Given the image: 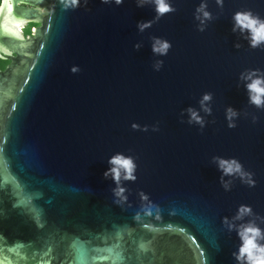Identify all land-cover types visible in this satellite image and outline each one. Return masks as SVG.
Masks as SVG:
<instances>
[{"label":"water","instance_id":"obj_1","mask_svg":"<svg viewBox=\"0 0 264 264\" xmlns=\"http://www.w3.org/2000/svg\"><path fill=\"white\" fill-rule=\"evenodd\" d=\"M169 2L176 11L141 33L137 22L155 12L136 0L67 8L62 0L2 1L0 58L10 64L0 70V260L236 264L240 241L222 218L247 205L254 215L244 222L264 229V110L248 103L239 81L246 69L264 72V46L232 32L237 11L264 18V0H223V8L207 0L213 19L203 32L194 19L201 0ZM6 14L27 24L49 19L26 44L3 23ZM151 37L170 42L167 55H153ZM208 92L203 129L186 113L181 122ZM229 106L239 113L234 128ZM117 153L136 166L134 180L121 179V196L103 175ZM214 156L238 161L255 186L228 176L226 191Z\"/></svg>","mask_w":264,"mask_h":264},{"label":"clouds","instance_id":"obj_2","mask_svg":"<svg viewBox=\"0 0 264 264\" xmlns=\"http://www.w3.org/2000/svg\"><path fill=\"white\" fill-rule=\"evenodd\" d=\"M104 3H111L113 0H103ZM64 6H76L78 0H62ZM114 3L119 6L123 3V0H114ZM218 7L223 8V0H216ZM137 7H145L151 5L154 7L155 16L153 20L137 22V29L143 33L146 29L151 27L153 21H158L165 14L175 12L176 9L171 5L169 0H136ZM207 0H201V3L195 9L194 19L198 21L197 30L200 32L205 31L208 21L213 19L212 14L207 10ZM232 32L239 33L240 36L247 40L251 48H260L264 46V18L254 15L251 11H237L232 16ZM151 49L153 55L165 56L168 50L171 48L170 42L159 38L151 37ZM141 44L137 43L134 47L138 50L141 48ZM236 48L241 47L239 43L234 45ZM163 60L157 59L154 61L152 67L155 71H160L163 67ZM71 71L73 73L78 72L79 68L74 66ZM239 81L243 82V86L246 90L248 97V103L255 106L257 109L264 110V72L260 69H246L239 75ZM213 99L212 93H204L202 98L198 101L199 110L189 106L182 110L180 113L181 122L185 113L188 116V124H199L201 129L205 126V121L200 115V111L206 115H211V101ZM226 120L228 121V127H236L235 120L238 118L239 113L231 106L225 110ZM258 117L253 115L252 122L256 123ZM133 130L148 131V126L145 125L141 128L140 125L133 123ZM158 126H153L152 131H158ZM216 164L217 169L221 172V184L224 189L230 190L231 182L226 181L224 178L228 176H236L246 183L249 187L255 186V181L252 178L251 173L244 172L242 165L235 159L226 160L222 157L214 156L212 158ZM108 164L110 167L104 172L105 179H111L117 188L113 189L116 196H121L124 189L120 187V181L134 180L135 163L129 156H125L121 153L112 155ZM252 208L247 205H240L231 218L223 217L222 223L227 227L229 232L235 231L239 238V246L237 251L233 252V258L236 264H264V229H261L255 222V220H247L246 217L253 216ZM262 223H264V217H257ZM240 221L241 223H237Z\"/></svg>","mask_w":264,"mask_h":264},{"label":"rangeland","instance_id":"obj_3","mask_svg":"<svg viewBox=\"0 0 264 264\" xmlns=\"http://www.w3.org/2000/svg\"><path fill=\"white\" fill-rule=\"evenodd\" d=\"M42 12H43V14H46L45 10H42ZM3 23L5 25H8V27L10 26L11 27L10 32L14 36H16L17 38L26 41V44H30V39H32V37L36 35L37 28L41 27V23H34L35 27L31 28V33H30L31 35L28 36L26 33V29L28 28L29 24H27L25 22H19L24 27L22 29V31H20L19 30L20 28H18L14 25L16 22L12 19V17L9 14L4 15ZM26 44H25V46H26Z\"/></svg>","mask_w":264,"mask_h":264},{"label":"trees","instance_id":"obj_4","mask_svg":"<svg viewBox=\"0 0 264 264\" xmlns=\"http://www.w3.org/2000/svg\"><path fill=\"white\" fill-rule=\"evenodd\" d=\"M2 1L3 0H0V8H1V5H2ZM48 19L49 17L44 21V23L41 24V27H46L47 23H48ZM46 24V25H45ZM32 27H35V24L34 23H30L28 28L26 29V33L28 36H30L31 34V28ZM37 39L40 41L44 38V33L43 32H40L39 35L36 36ZM34 59H35V56H34ZM10 62L7 61V60H3L0 58V70H5L8 66H9ZM31 68V65L29 64L28 67H27V72L30 70ZM14 100H16V96L13 98Z\"/></svg>","mask_w":264,"mask_h":264},{"label":"bare ground","instance_id":"obj_5","mask_svg":"<svg viewBox=\"0 0 264 264\" xmlns=\"http://www.w3.org/2000/svg\"><path fill=\"white\" fill-rule=\"evenodd\" d=\"M10 9H11V7H10ZM16 22V21H15ZM16 27H18V28H20L19 30L20 31H22V29L24 28L19 22H16L15 24H14ZM8 26V25H7ZM9 28L11 29V27L9 26ZM0 264H11L10 262H8V261H2V260H0Z\"/></svg>","mask_w":264,"mask_h":264}]
</instances>
